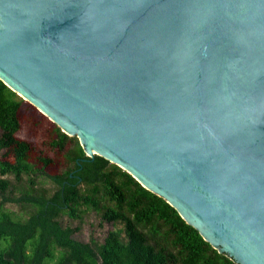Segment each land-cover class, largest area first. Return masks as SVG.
Wrapping results in <instances>:
<instances>
[{
	"label": "water",
	"instance_id": "95a60500",
	"mask_svg": "<svg viewBox=\"0 0 264 264\" xmlns=\"http://www.w3.org/2000/svg\"><path fill=\"white\" fill-rule=\"evenodd\" d=\"M0 80L264 264V0H0Z\"/></svg>",
	"mask_w": 264,
	"mask_h": 264
},
{
	"label": "trees",
	"instance_id": "16d2710c",
	"mask_svg": "<svg viewBox=\"0 0 264 264\" xmlns=\"http://www.w3.org/2000/svg\"><path fill=\"white\" fill-rule=\"evenodd\" d=\"M24 100L0 80V264H236L217 252L164 199L54 126L51 146L66 161L59 173L30 163L16 136ZM12 153V161L1 159ZM17 204L18 212L6 207ZM93 211L112 225L101 241L73 236ZM19 213V214H18Z\"/></svg>",
	"mask_w": 264,
	"mask_h": 264
},
{
	"label": "rangeland",
	"instance_id": "374dc122",
	"mask_svg": "<svg viewBox=\"0 0 264 264\" xmlns=\"http://www.w3.org/2000/svg\"><path fill=\"white\" fill-rule=\"evenodd\" d=\"M18 115L20 129L16 136L29 142L30 150L27 154L29 162L40 167L43 164L40 157H45L50 161L45 164L44 169L49 173H59L65 167L66 161L62 151L49 144L54 136L55 124L25 100ZM1 159L12 161V153L10 151L3 152ZM6 207L18 212L17 207L19 206L7 203ZM99 221V216L95 212L86 211L82 214L80 222L77 219L70 221L64 219L63 223L69 222L72 227L78 226L79 228L73 232V236L80 241L88 242L91 238L101 241L107 230L112 228L110 223Z\"/></svg>",
	"mask_w": 264,
	"mask_h": 264
}]
</instances>
